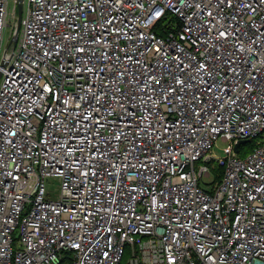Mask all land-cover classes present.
I'll use <instances>...</instances> for the list:
<instances>
[{
    "label": "built area",
    "instance_id": "obj_1",
    "mask_svg": "<svg viewBox=\"0 0 264 264\" xmlns=\"http://www.w3.org/2000/svg\"><path fill=\"white\" fill-rule=\"evenodd\" d=\"M22 3L0 264H264V0Z\"/></svg>",
    "mask_w": 264,
    "mask_h": 264
},
{
    "label": "rangeland",
    "instance_id": "obj_2",
    "mask_svg": "<svg viewBox=\"0 0 264 264\" xmlns=\"http://www.w3.org/2000/svg\"><path fill=\"white\" fill-rule=\"evenodd\" d=\"M15 5V0H8V7L10 10H12L13 6ZM24 3H23V10H24ZM12 21L15 22V25H16V21H17V13L15 14V16L12 17ZM12 28L11 26H8L5 30V33H4V41H3V48L7 47L8 44H9V41L12 37ZM253 144V141L252 142H249V143H246L245 146L249 149L251 147V145ZM225 144L222 142V141H218L216 143V146H214L213 148V153L216 155V156H222L223 155V150H222V147H224ZM58 188V182L56 179L54 178H51L48 180L47 182V189L50 193H54L56 192ZM126 257V255H125ZM125 257H124V260H125Z\"/></svg>",
    "mask_w": 264,
    "mask_h": 264
},
{
    "label": "water",
    "instance_id": "obj_3",
    "mask_svg": "<svg viewBox=\"0 0 264 264\" xmlns=\"http://www.w3.org/2000/svg\"><path fill=\"white\" fill-rule=\"evenodd\" d=\"M23 0H15V4L17 7V21H16V26H15V31H14V36L11 39V43L13 44V47H15L16 42H17V37L18 33L20 30V22H21V17H22V6H23ZM246 142V140H240L237 144H235L234 150L237 152L238 146L241 143Z\"/></svg>",
    "mask_w": 264,
    "mask_h": 264
},
{
    "label": "snow or ice",
    "instance_id": "obj_4",
    "mask_svg": "<svg viewBox=\"0 0 264 264\" xmlns=\"http://www.w3.org/2000/svg\"><path fill=\"white\" fill-rule=\"evenodd\" d=\"M220 35L223 36V35H225V33L224 32H221Z\"/></svg>",
    "mask_w": 264,
    "mask_h": 264
}]
</instances>
